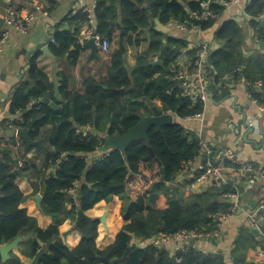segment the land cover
I'll use <instances>...</instances> for the list:
<instances>
[{
	"label": "trees",
	"instance_id": "obj_1",
	"mask_svg": "<svg viewBox=\"0 0 264 264\" xmlns=\"http://www.w3.org/2000/svg\"><path fill=\"white\" fill-rule=\"evenodd\" d=\"M97 1L96 32L102 41L110 44L106 69L86 76L80 89L71 87L70 79L64 74L56 94L55 85L39 66L42 54L39 51L29 59L27 78L14 91L11 112H24L22 120L13 123L14 127L26 130L34 123L31 138L46 141L40 151L45 159L43 169L25 160L20 161L19 166V157L17 159L9 148H0V246L30 230L35 237L22 244V254L34 259L44 252L39 264H65L66 261L69 264H103L104 257L120 264H226L223 254H206L191 245L172 256L165 249L153 245L140 248L133 243L136 239L152 240L182 230H213L215 216L228 209L221 196L231 193L229 188L210 195L212 200L207 194L189 199L179 198V189L172 184L200 153V142L193 132L176 122L163 127L162 131L154 127L149 131L148 143L137 140L125 152L113 149L93 163L88 161L89 155L105 148V136H121L139 122V114L152 115L146 98L160 102L164 113L180 118L204 111L205 105L201 102L194 105L184 96L181 83L175 81L182 55L191 59L190 69H193L199 48L189 49L186 40L157 31L156 23L165 25L176 21L190 26L192 14L202 13L201 4L208 0H121V16L117 7L119 0ZM230 1L211 0L209 11L219 18L226 10L225 3ZM56 2L47 0V5L51 6L49 10H53ZM263 12L264 0H251L246 6L251 25L260 39L264 38V31L263 23L258 19ZM218 18L203 21L202 27L215 26ZM65 22L68 25L63 28ZM88 22V14L83 10L72 11L63 22L54 26L53 41L49 46L51 52L75 66L87 50V42H81L80 36L84 35ZM145 29L152 33L150 47L146 54L139 56L131 71L125 49L121 48V33H125L130 45H139L133 36ZM241 33V26L234 20L225 21L217 32V40L223 41L224 45L209 56L213 72L209 77L210 81L215 79L216 85L243 65L238 53ZM151 54H159L163 65L154 66ZM250 70H259V77L263 79L264 60H251ZM247 74L250 78L254 76ZM216 85L209 86L214 95L218 94ZM121 89L125 91L123 95L116 91ZM254 97L264 104L261 94H254ZM52 102L60 108L53 109ZM156 158L162 163L164 174ZM32 168L38 178L45 176L41 186L44 192L41 207L45 215H62L69 204L70 216L77 217L79 207L87 212L102 201L111 202L115 196L123 197L126 224L115 243L104 251L98 249L99 220L80 224L82 239L74 250L66 246L58 226L52 225L46 230L40 228L38 221L21 208L26 196L16 184L20 174ZM152 194H159L155 202L151 200ZM14 260L21 264L19 258ZM6 263L0 253V264ZM233 264H243V259L234 258Z\"/></svg>",
	"mask_w": 264,
	"mask_h": 264
},
{
	"label": "crops",
	"instance_id": "obj_2",
	"mask_svg": "<svg viewBox=\"0 0 264 264\" xmlns=\"http://www.w3.org/2000/svg\"><path fill=\"white\" fill-rule=\"evenodd\" d=\"M36 1L40 3L47 15L38 16L29 34L18 32L14 28L0 23V39L4 31L8 30L9 32L8 39L0 44V148H9L17 159L19 157V166H21L20 161L25 160L30 165L35 163L40 167L39 169H43L44 154L37 152V148L28 153L27 145L18 137V131L20 130L14 127L13 123L22 120L24 112H11L14 91L27 78L26 72L29 68V59L35 53L42 52L39 58V66L55 85L57 94V89L61 85L64 74L70 79L71 87L80 89L86 76L96 75L100 72L98 68L95 69V66L103 67L107 57L104 55L105 53H102L99 46L101 60L90 59L91 50L87 47L78 63L72 66L66 58H57L50 50L49 46L52 41L54 26L63 22L72 11L79 10L80 0H57L52 11L49 10L51 6L47 5V0H0V20H3V15L11 5L22 14L29 11L34 12ZM120 1H118L117 7L121 16ZM84 2L95 17L98 1L84 0ZM249 2L251 0L247 3L232 4L226 7L222 16L218 18L216 25L208 29L202 27L203 21L193 18L194 13L191 16L192 24L190 26L176 21H171L165 25L159 22L156 23L157 31L170 37L186 40L189 49L196 45H206L210 52L224 45L223 41L217 40L216 35L225 21L234 20L242 28L238 53L240 59H243V65L236 68L239 72L231 80L229 78L232 76L228 75L223 77L218 85H216L215 79L210 81V86L213 84L217 86L218 94H213L212 98L210 94V98L204 106L203 119L199 121L174 115L175 122L193 132L198 137L201 146L198 156L184 167L177 180L172 183L173 186L179 189L178 197L191 199L207 194L208 199L212 200L213 198L210 195L223 191L225 188L231 190V193H224L221 196L223 203L228 204V209L215 216L216 226L213 230H206L208 232L218 231L219 236L193 240L188 246L191 245L206 254H223L226 258V264H233L234 258L243 259V264H264V247L262 246V244L264 245V210L259 216L262 218L261 227L254 228L250 225L252 211L264 207V179L257 178L249 184V178L240 179L235 176L240 167L224 160L214 162L215 165L224 169V179H220L222 184L216 183L219 180L218 178L205 179L201 182L196 181V178L204 172L202 166L207 162L205 156L207 148L212 150L231 149L241 162L251 164L258 170L264 169V104L254 97V94H261V99L264 100V78L259 77L261 76L259 70H250L251 60H264V38L260 39L257 30L251 25L250 17L246 13V6ZM198 21L201 23L197 25L196 22ZM67 25V22H65L63 28ZM180 25H184L183 28ZM262 29L264 31V24H262ZM89 40L91 38L85 37L84 41L88 42ZM133 40L134 42L138 41L139 45H130L127 39L124 38V52L126 53L128 69L131 71L135 69L139 56L148 52L152 33L147 29L142 30L133 36ZM97 44L99 45L98 42ZM47 46L50 54L43 52V48ZM210 52H208L209 56ZM150 60L153 65L156 62H162L159 54H151ZM178 63L179 67L177 68L180 71L190 69L191 59L187 57ZM209 70L213 74L211 66ZM247 73L255 77L250 78ZM175 81L177 84L179 83L178 80ZM154 103L160 109L162 108L160 102L154 101ZM250 128L254 129L251 134ZM41 140H43L42 146H45L46 141ZM108 151L109 149L105 148L99 150L94 155H89L88 161L93 163ZM17 172L20 174V170H17ZM44 179L45 176L43 175L40 178L37 177L34 168L25 174H20L16 184L26 196L21 208L26 209L28 215L35 218L39 227L44 230L52 225L58 226L64 243L70 250H74L79 246L82 239L79 228H76L77 217L70 216L71 206L69 204L66 213L62 215L54 216L43 213L41 206L44 192L41 186ZM192 186L193 190H191ZM37 187H39V192H36ZM225 195H238V198L237 200L232 197L225 198ZM39 196L42 197L40 201H38ZM157 196L155 201L159 198V194ZM124 202L123 197L115 196L111 202L102 201L93 209L85 212L92 220H99L100 222L98 226L99 236L96 240L98 249L104 251L114 244L117 235L126 224L123 218ZM103 217L106 218L105 223L101 221ZM255 230L258 235L253 233ZM34 237L30 230L22 234L18 239V249L10 252L8 259L3 262L10 261L9 264H16L14 259L19 258L21 264H32L35 258L32 259L22 254V244L31 241ZM133 243L140 248H148L152 245L151 240L144 239H136ZM164 249L170 255L175 256L176 252L179 251L178 243L172 240ZM65 264L69 263L66 261Z\"/></svg>",
	"mask_w": 264,
	"mask_h": 264
},
{
	"label": "built area",
	"instance_id": "obj_3",
	"mask_svg": "<svg viewBox=\"0 0 264 264\" xmlns=\"http://www.w3.org/2000/svg\"><path fill=\"white\" fill-rule=\"evenodd\" d=\"M250 0H231L228 3H225L226 7L232 4H243L247 3ZM211 0L205 3H202V8L204 11L202 13H194L193 18L201 21H206L209 19H217L218 17L212 12L209 11V6H211ZM79 10H83L84 13L88 14L89 24L88 28L85 30V34L80 36V41L83 42L85 37L88 39L94 38L100 46L102 53H108L110 50V44L108 41H102V38L97 34L96 27L97 22L95 20L93 12L85 5L84 0L79 2ZM78 10H74L76 13ZM47 15L43 10L42 6L38 1L34 3V12H27L26 14L20 13L14 6H10L6 13L3 15L4 24L8 27L14 28L18 32L29 34L34 27V24L38 16ZM259 21L264 24V12L260 15ZM184 25H180L183 28ZM9 32L4 31L2 38L0 39V44L8 39ZM85 36V37H84ZM53 41V39H52ZM192 48H199L197 54L196 65L193 69H184L179 72L177 80L181 83V88L185 97H188L190 101L195 105L198 102L203 103L204 105L210 98V77H209V53L210 50L208 46L196 45ZM186 53V51H185ZM186 55L183 54L181 60L186 59ZM239 70H234L229 79H233L238 74ZM233 85V83H231ZM264 110V109H263ZM192 119L202 120L203 112L195 116L189 117ZM205 156L207 157V162L202 166L204 170L203 174L199 176L196 181L201 182L205 179L218 178L224 179V169L220 166L215 165V161H224L228 160L234 165L240 167L238 173L235 174L237 178H249L248 183L251 184L257 178L264 179V169L258 170L251 164H245L241 162L236 153L231 149L226 150H212L206 149ZM193 190V186L191 187ZM235 198L237 200L238 195H225V198ZM237 206V203H236ZM264 210V207L257 208L252 211L250 214V225L254 228H260L262 223V218L259 217ZM218 231L214 232H203L199 230H182L174 235H160L154 237L151 242L155 248L164 249L168 243L172 240H175L178 243V249L182 250L188 246L191 241L199 240L209 237H218Z\"/></svg>",
	"mask_w": 264,
	"mask_h": 264
},
{
	"label": "water",
	"instance_id": "obj_4",
	"mask_svg": "<svg viewBox=\"0 0 264 264\" xmlns=\"http://www.w3.org/2000/svg\"><path fill=\"white\" fill-rule=\"evenodd\" d=\"M0 23L4 25V21L1 19ZM201 22L198 21L196 24H200ZM124 38L125 33H121V48L122 50L125 49L124 46ZM87 47L91 50L90 59H98L100 60V53H99V45L97 44L96 40L93 38L87 42ZM43 52L46 54H50L48 46L43 48ZM53 56V55H52ZM154 65H162V62H156ZM210 67V66H209ZM209 75H212L211 71L209 72ZM117 92L121 93L122 95L125 93L123 89L116 90ZM213 93H211V98L213 97ZM151 110L152 115L150 116H144V115H138L139 116V122L132 128H130L126 133H124L121 136L118 137H112V136H105V148L109 150L113 149H120L122 151H126L130 144H132L134 141L137 140H144L146 143L149 142V131L152 128H156L158 131H162L163 127L167 125H171L175 123L174 115L171 113H164L156 104L151 101L150 99L146 98ZM50 106L58 110V106H56L54 103H51ZM34 130V123L26 130H20L18 131V137L24 141V143L27 145V151H29L31 148H37V152H40L43 149V140H33L31 138V133ZM250 134L254 132L253 128H250ZM255 143V142H254ZM153 156H155L154 152L152 151ZM156 161L159 163V165L162 168L163 174L165 172V169L162 165V163L159 161L158 158H156ZM163 181H165V177L163 176ZM217 184H222V180H217ZM157 194L151 195L152 202H155V199L157 198ZM41 196H39L38 201L41 200ZM83 221H92V218L87 216L85 212L82 210L81 207L78 208V214H77V222H76V228L78 229L80 227V224ZM103 223L106 222V218L103 217L101 219ZM255 235H258L257 231L253 232ZM20 239V237L18 238ZM14 240L13 242L4 245L0 248V253L2 256L3 261H6L9 257L10 252L13 250L18 249L19 247V240ZM44 252H41L38 254L32 264H39L40 259L42 257V254ZM103 264H120L119 262H111L108 257H104L102 259Z\"/></svg>",
	"mask_w": 264,
	"mask_h": 264
},
{
	"label": "rangeland",
	"instance_id": "obj_5",
	"mask_svg": "<svg viewBox=\"0 0 264 264\" xmlns=\"http://www.w3.org/2000/svg\"><path fill=\"white\" fill-rule=\"evenodd\" d=\"M104 55H106V57H107L108 54H104ZM98 65H100V63H98ZM106 67H107V64L104 62L103 63V67H101V66H99V67L98 66H95V69L98 68V70H101L102 69L101 71H103L104 69H106Z\"/></svg>",
	"mask_w": 264,
	"mask_h": 264
}]
</instances>
